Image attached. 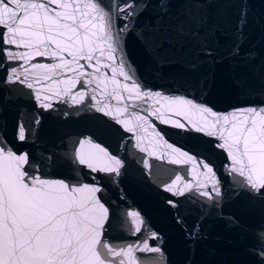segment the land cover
Instances as JSON below:
<instances>
[{
    "label": "water",
    "instance_id": "obj_1",
    "mask_svg": "<svg viewBox=\"0 0 264 264\" xmlns=\"http://www.w3.org/2000/svg\"><path fill=\"white\" fill-rule=\"evenodd\" d=\"M100 2L108 11L111 0ZM156 2L148 0L149 6L134 21V29L123 36L122 47L128 65L125 70L134 77L142 91L159 92L163 97H184L192 100L197 107L172 104L155 96L151 99H130L121 89L119 95L124 96L122 102L106 96L104 103L110 104L114 112L128 106V112L120 117L131 121L129 126L133 131H126L114 118L90 108L95 103L91 89L96 88V83H86L94 76L96 80L106 82V91L113 93L112 68L116 67L118 73L120 53H117L115 65L100 57L99 73L91 66L84 69L90 75L82 77L74 88L70 83L61 81L76 80V73L65 69L50 71L32 67L60 63V57L36 56L35 49L27 62L7 61L0 55V136L4 139V147L17 155H29L31 167H25L31 177L64 181L70 187H100L102 192L96 195L108 208L101 240L117 251L132 246L135 264H264V199L250 196L239 185L242 178L228 174V152L217 147L223 141L207 134L214 131L210 125L215 118L200 110L201 107H208L219 115H227L238 109L264 107V91L259 89L258 80H252L253 71L264 69V0H202V7L196 13L206 23L200 32L202 38H206L207 46L215 50L216 59L200 63L195 71L179 65L161 68L137 38L139 31L156 23ZM49 7L55 8L56 5ZM242 8L246 13L244 19H241ZM186 11L184 0H172L162 29H174L180 23H184L186 28L199 27L185 21L183 13ZM123 23L113 16V31L123 27ZM238 26L243 33L240 56L232 59L225 54L237 42ZM3 31L0 26V32ZM159 35L170 38L164 46L170 59L189 55L187 47L183 52L180 50L182 38L174 30L162 31ZM5 47L29 52L23 46L18 49L15 46ZM54 47L51 45L49 50H54ZM39 50L44 51L43 48ZM63 58L72 60L67 53ZM80 63L88 62L81 60ZM21 64L29 69L28 73L19 68ZM91 64L95 65L96 60H92ZM12 67L18 68L21 79L28 75L29 82L40 80L34 89L43 88L44 95L53 97L51 109L37 106L34 89L19 83H4ZM71 67L76 68L77 65L73 63ZM46 76L48 79H44ZM115 78L121 84L131 83L118 74ZM245 78L253 85L251 90L238 85L237 81ZM65 89H70L67 95L63 94ZM103 90L104 83H101L97 92ZM57 92L61 95H54ZM78 92L87 93L85 101L74 105L72 97ZM97 99H100L99 95ZM156 109L159 112L151 115ZM22 110L28 114L31 129L26 133L25 141L18 140L16 134ZM34 115L40 120L38 126L31 122L30 118ZM136 116L146 119L137 120ZM177 121L185 128L175 127ZM196 127H203L204 131H196ZM81 140L91 141L85 143L83 151L99 167L108 166L110 162L92 147L94 144L121 159L123 167L120 175L93 172L86 165L76 162L74 154L80 148ZM182 153H187L194 160L187 161ZM176 160L187 162L174 163ZM201 160L213 167L220 181L223 197L219 206H213L198 195L200 189L195 187L197 182H207L206 173L197 167L196 162ZM178 176L181 180L174 185V191L185 189L183 195H173V192L165 190V186L172 184ZM188 184L192 185L190 189L185 188ZM170 200L176 203V208L169 204ZM133 211L138 212L143 220L139 232H136L137 225L133 223L135 218L128 216ZM177 217L182 222H178ZM197 223L198 234L190 235ZM152 233H156L155 239ZM145 242L149 248H159L160 251L145 249ZM109 259L113 264H120L122 259L128 264L125 257Z\"/></svg>",
    "mask_w": 264,
    "mask_h": 264
},
{
    "label": "snow or ice",
    "instance_id": "obj_2",
    "mask_svg": "<svg viewBox=\"0 0 264 264\" xmlns=\"http://www.w3.org/2000/svg\"><path fill=\"white\" fill-rule=\"evenodd\" d=\"M187 11L183 13L185 21L190 25L198 24L199 27L186 28L184 23L175 26L174 29L163 28L165 18L168 17L172 7V0H157L156 8L158 15L156 23L149 28L137 33V38L144 45L157 64L163 67L181 68L187 67L191 71L200 63L216 59L214 49L207 46L206 38H202L200 28L206 21L196 13L202 7V0H184ZM56 5L50 8L49 5ZM148 0H111L109 10L100 0H0V26L4 31L0 32V55L7 61L24 60L27 62L32 58V50L35 49L36 56L60 57L61 62L53 65H32L33 68H44L50 71L65 69L76 73V80L61 81L70 83L74 88L76 83L90 74L84 71L87 67L94 68L96 73L100 71L102 61L100 57L112 62L117 61V53L121 59L117 68L113 67L111 83L115 86L113 93L106 91L107 83L96 80L93 76L86 83H96V88L91 89L92 100L95 103L90 108L95 109L105 116H110L117 123L124 126L126 131H133L129 126L130 120L125 121L120 117L128 112V106L122 110H113L110 104L104 103V97L111 96L112 99L122 102L124 96L119 95L122 89L128 97L136 100L151 99L153 96L160 100H167L176 105H187L197 107L192 100L184 97H163L161 93L144 92L134 77L125 69L126 53L123 52L122 39L127 31L134 29V21L147 10ZM113 16L124 21L123 27L114 29ZM246 17L244 9H241V19ZM174 30L177 36L181 37L180 50L187 47L189 55L169 58L165 51V44L169 43V37H161L159 34L164 31ZM243 37L241 28L238 26L237 42L225 54L235 59L240 56V41ZM54 45V50H49ZM23 46L29 52L13 51ZM43 48L44 51L39 50ZM72 57L71 61L63 58L64 54ZM98 54V55H97ZM96 60L92 65L91 61ZM84 60L88 63L81 64ZM174 61V62H173ZM76 64L72 68L71 64ZM109 67L108 64H103ZM24 73L29 69L23 64L19 65ZM123 77V83L117 80L116 75ZM48 79V77H44ZM252 80H258L259 89L264 91V69L259 72L253 71ZM5 84L19 83L28 89H34V85L40 84V80L29 82L28 75L21 79V73L17 67H12L7 73ZM104 83L103 91L97 89ZM242 88L252 89L248 78L237 81ZM44 89H34L37 106L42 109H51L52 96L44 95ZM70 89H65L67 95ZM86 92H78L72 97L74 105H80L85 101ZM60 96L61 93H54ZM99 95L100 99H97ZM157 100V103H160ZM200 110L210 117H214L211 128L214 131L207 133L216 136L223 141L217 147L224 148L228 152L229 164L227 171L229 175L239 176L240 187L253 198L264 199V107L238 109L227 115H219L208 107H201ZM159 109L150 113L156 115ZM28 114L22 110L17 123V138L25 141L26 133L31 131L28 123ZM31 122L39 125L37 116H32ZM135 119L142 120L146 117L136 116ZM175 127L185 128L180 122H175ZM196 131H204L203 127H196ZM157 136L159 134L157 133ZM91 141H80V148L76 149L74 160L80 165H86L93 172L102 171L120 175L123 162L116 156L111 155L106 149L99 145H92L102 156L109 161V165L99 167L91 156L83 151L85 143ZM168 147H171L170 145ZM143 151V149H141ZM178 151V150H174ZM181 155L187 157V161L194 158L187 153ZM51 159V158H49ZM187 161L176 160L174 163ZM146 166H147V162ZM197 167L202 168L207 175L206 183L197 182L196 188L200 189L198 195L219 206L223 193L221 184L216 177L213 167L205 161H197ZM30 165L29 155L22 153L17 155L10 149L4 147V139L0 136V264H113L109 257H125L128 264H135L132 257V246L117 251L115 248L103 243L101 231L105 220L108 217V208L97 197L102 189L95 185H82L70 187L64 181H47L38 176L31 177L28 169ZM181 180H176L165 186V190L173 192V195H183L185 189L174 191V185ZM191 184L185 186L190 189ZM169 204L176 208L174 201ZM129 217H134L136 232L141 230L143 220L138 212H129ZM230 220L232 218H229ZM178 222H182L177 217ZM199 223L194 225L190 235H197ZM156 238V233H152ZM144 248L152 252H159V248H149L145 242ZM120 264L125 261L120 260Z\"/></svg>",
    "mask_w": 264,
    "mask_h": 264
}]
</instances>
